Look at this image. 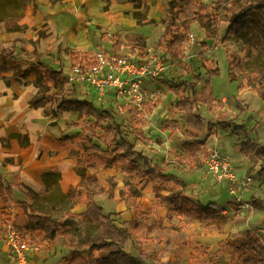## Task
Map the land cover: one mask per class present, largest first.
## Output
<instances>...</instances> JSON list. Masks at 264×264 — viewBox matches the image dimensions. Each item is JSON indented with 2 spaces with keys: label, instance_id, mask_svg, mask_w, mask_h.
Returning <instances> with one entry per match:
<instances>
[{
  "label": "crops",
  "instance_id": "obj_1",
  "mask_svg": "<svg viewBox=\"0 0 264 264\" xmlns=\"http://www.w3.org/2000/svg\"><path fill=\"white\" fill-rule=\"evenodd\" d=\"M83 1L62 0L56 5L53 0H33L28 4L26 16L22 21V27L25 30L16 33H7L1 30V34L6 33L12 38L20 37L21 40L24 38L33 39L37 31L42 28L46 29L45 35L58 44L57 49L61 46L64 52L70 50V52L77 53V58L75 60L70 58V66L63 69L64 74L68 76L69 68L74 63L97 53L123 56L140 54L138 50L133 51L126 45L125 38L136 35L144 40L147 39L152 27L164 26L160 22L164 19L168 9L163 7V0L159 3L162 10L157 5L153 6L149 4L148 0H144L147 9L150 7L151 12H153L152 15L143 17L139 14V10H136L134 17L122 19L120 14L114 17L108 13L110 2L113 0H88L86 9L81 8ZM119 6L122 5L118 3L116 10ZM120 10L115 13H120ZM119 21H121V26L126 25L131 32L123 36L120 28L117 27ZM105 34H108L107 37H111V39L106 40ZM2 36L4 37V35ZM119 38L124 40V45L117 50L116 44ZM27 49L34 50L30 49V46ZM124 49H127L126 54L122 53ZM7 77L12 79L13 74L9 73ZM35 80V74H31L27 80H22V84L12 81V85L9 87L4 82L0 83V174L5 178L6 183L13 186V199L15 201V203H11L0 196V264H13L8 245L4 239L3 223L7 219H13L20 229L27 231V216L18 205V202L25 200L22 186L41 191L45 187L43 176L53 173L61 175V187L64 192H69L81 183L79 169L85 170L86 178H97L99 181L103 192L96 195L95 199L97 204L104 209L105 214H112L119 228L131 230V239L123 244L125 251L135 256L140 255L143 251V257L147 264L243 263L240 258L241 254L235 250L236 247L234 246L245 245L249 234H255L259 237L264 234V208L259 205V202L256 203L252 200V195H257V186L253 187L252 184L246 191L241 190L238 193L240 200H252L254 203L252 209H240L235 205L237 197L231 196L227 189L216 187L218 183H215L206 172L203 158L210 149H219V132L221 130H218V126L212 130L208 139L202 141L203 145L196 150L197 158H193V154L184 148V144L188 141L183 130L187 119L181 126L177 122L179 124L177 130H175L174 122V129L168 126L170 130L166 129L160 136L151 135V126L162 124L157 115L160 111H168L166 103L159 100L164 95L157 96L154 100L155 95L153 93L155 89L163 88V85L169 86L163 82L164 79L161 81L163 85H158L157 81L150 80V78L146 79L144 83L146 103L153 100L155 102L153 107L149 108V111L151 109L152 111H148L150 123L142 130L145 139L147 137L149 141L151 140L149 147L156 146L155 143L158 138L163 140L162 144L166 146L162 150L167 154V157H164L162 161L154 162L149 153L139 152L136 149L135 152L143 153L152 164L160 166L165 174H172L180 178L185 186L178 192H182L197 203L200 202L204 205L216 203L218 205L216 212L221 219H199L194 214L182 217L175 216L172 213L173 206L162 204L155 198L153 184L148 178L142 179L134 174L123 173L122 168L91 167L85 160L86 150L83 143L86 138H92V133L87 131V124L84 119H79L77 112L57 110L56 104L41 108L31 107L30 101L39 92ZM52 90L54 93L58 92L55 84H53ZM171 90L178 97L175 108L180 112L177 105L181 91ZM246 92L242 91L241 97ZM60 97L79 100L87 98L97 106L103 105L110 109L119 118L128 122H135L134 114L140 111L133 106L116 101L114 95L98 100L83 85L79 84L69 86L68 91H65ZM224 97L226 96L218 98L225 105ZM241 97L240 99H242ZM128 107L131 111L126 109ZM213 123L216 124V122ZM172 132L175 137H172ZM97 133L101 134L100 130ZM14 135H19L23 139L13 138ZM24 138L29 140L27 146L23 145ZM227 140L230 141V139ZM94 142L100 144L96 138H94ZM140 143L137 142L135 145H140ZM102 147L104 146L102 145ZM182 147L184 151L181 150ZM174 149L175 152H179V155L188 154L185 167L191 165L193 170H199L194 178L197 181L196 185H193L187 174L185 175L183 171H180L183 165L173 162L180 160V157L174 158L172 156L173 160H171L169 153L165 152ZM74 151L79 152V155L72 156ZM220 151L228 154L223 145ZM238 151L244 154L241 144ZM245 161L242 160L238 167L236 166L237 163L232 161L236 173L241 178L247 176L246 173L241 174L242 170L239 169L240 165H247ZM138 164L143 169L146 168L141 161ZM129 176L136 177L139 183L142 182L140 188H137L139 184L131 186V188L127 186L125 180ZM114 183L116 184L115 187ZM219 185L226 188L222 184ZM225 202L227 204L223 205ZM86 209V202L83 200L75 206L72 213L80 215ZM130 224H133L132 228ZM27 239L39 245L43 250L41 256L35 258V264H66V260L70 258L71 249L67 239L63 236L58 237L55 243H51L44 240L42 232H27ZM64 251L66 254H63Z\"/></svg>",
  "mask_w": 264,
  "mask_h": 264
},
{
  "label": "trees",
  "instance_id": "obj_2",
  "mask_svg": "<svg viewBox=\"0 0 264 264\" xmlns=\"http://www.w3.org/2000/svg\"><path fill=\"white\" fill-rule=\"evenodd\" d=\"M27 7V0H0V30L7 33L21 31ZM206 9L204 0H172L164 19L160 22L165 26V32L158 42V47L162 48L171 60H184L192 24L198 22L205 30L208 39L217 38L221 15L224 12L227 22L226 39L235 38L247 49L244 58H239L227 50L231 66L248 77L249 86L260 98H264V0H219L215 6L217 14L211 17L205 14ZM125 41L133 51L138 50L142 58L148 55L143 38L132 35L127 36ZM123 45L124 40L119 38L116 44L117 50ZM63 53L64 50L59 46L55 57V62L58 64L62 61ZM69 56L75 60L77 53L70 52ZM56 65H50L35 57L32 67L24 68L14 53H8L0 45V83L4 82L9 87L12 81L22 84V80H27L31 74H35V85L39 92L30 101L31 107L41 108L56 104L57 110L77 112L79 119H84L87 131L92 133V138H86L83 143L86 150L84 157L91 167L122 168L123 173L134 174L142 179L148 178L153 184L155 198L162 204L173 206L172 213L175 216L194 214L207 219L216 216L218 208L216 203L203 206L186 197L182 192H178L185 186L180 178L165 174L160 166L152 164L143 153L135 152V143L143 142L145 134L134 121L128 122L119 118L115 112L103 105L97 106L87 98L79 100L60 97L68 91L69 84L62 66L56 67ZM201 69L205 70L207 80L199 90H197V82L184 81L180 84L176 80H163L174 90H179L182 86L179 90L181 93L177 108L187 117V123L183 127L188 137V141L184 144L185 150L193 154V158H197L195 152L203 145L201 136L206 133L210 135L218 125L221 129L234 128L243 131L244 154L264 153V147L250 138V132L244 126L227 122L221 117L217 119L216 124L205 122L201 112L202 107L208 110L222 108L224 102L215 96L211 82L214 77L220 76V68L212 61L206 60ZM9 73L13 74L12 79L7 77ZM233 78L235 79L234 76ZM53 84L58 88L56 93L52 90ZM237 105L240 106L239 102ZM151 111L152 109L149 112ZM174 126L175 130L179 129L177 122ZM98 130L101 134L97 133ZM13 138L23 139L19 135H14ZM94 138L101 145L95 143ZM24 140L23 145L27 146L29 140L27 138ZM134 153L144 164L145 169L130 158ZM78 155L79 152H72V156ZM78 173L81 183L69 192H64L61 187V175L53 173L43 176L45 187L41 191L22 186L25 200L18 202V205L27 216V232H42L44 240L51 243H55L60 236L65 237L71 249L66 264H147L143 251L135 256L123 248V244L131 239V230L119 228L112 214H105L104 209L97 204L95 197L103 192L97 178H86L83 169H79ZM0 196L6 201L15 203L13 186L6 183L1 174ZM83 200L86 202V211L74 215L73 209ZM259 205L264 208V204ZM132 225L130 224L131 228ZM240 247L241 251L252 252L255 256L245 260V264H264V236L253 238L249 234L245 245Z\"/></svg>",
  "mask_w": 264,
  "mask_h": 264
},
{
  "label": "rangeland",
  "instance_id": "obj_3",
  "mask_svg": "<svg viewBox=\"0 0 264 264\" xmlns=\"http://www.w3.org/2000/svg\"><path fill=\"white\" fill-rule=\"evenodd\" d=\"M33 0H27V3H31ZM62 0H53L54 4L58 5V2ZM151 5H157L159 9L162 10V6L159 3L161 0H148ZM172 1V0H171ZM219 0H204V3L207 5V9L205 14L207 16H216L217 12L215 6ZM88 0H84L81 8L86 9L88 7ZM120 3L117 10L121 9L120 13H115L117 4ZM169 0H163V7H169ZM156 9V8H154ZM136 10H139V14L143 17H147V15H152L150 7L147 9L144 0H113L110 2V7L108 9V13L110 16H117L120 14L121 18H131L136 14ZM117 27L120 28V32L125 36L126 33H130L131 30L126 26H121V21L117 23ZM192 32L189 38V42L186 44V58L182 61H173L170 57L164 52V50L158 47V42L160 37L163 35L165 26L156 25L152 27V31L147 35L146 45L148 55L145 57H153L155 63L162 64L166 69L163 72H159L158 77H150V80L157 81L158 85H163L161 83L162 79L176 80L178 82H197V90H199L207 80V75L205 70L201 69L206 60L212 61V63L220 68L221 74L220 76L214 77L212 79V84L215 89V95L219 98L222 96H226L224 107H216L212 110H208L206 107H202V116L205 119L206 123L209 122H217L218 118H222L227 122H234L237 125L244 126L249 130L250 138L256 143L260 144L264 147V98H260L255 91L249 86L248 80L249 78L243 76L242 73L238 69H233L230 63V58L227 53L229 50L232 54H235L239 58H244L247 54V49L242 42L235 38L226 39L227 33V22L225 13L222 12L220 29L217 38L208 39L205 35V30L200 26L198 22H195L191 26ZM24 31L25 28L22 27L21 31ZM45 30L42 28L40 31H37L35 37L33 39L24 38L21 40L20 37L12 38L6 33L1 34L0 30V45L6 49L8 53L14 52V55L20 60L22 66L24 68L30 69L32 65L35 63V57L41 58L46 63L50 65H59L62 66V69L68 68L70 65V50H66L63 53L62 61L58 64L54 62L55 53L57 50L58 44L55 43L49 36L45 35ZM4 35V37L2 36ZM108 34H105L107 37ZM110 40L111 37H107L106 40ZM34 49L30 51L28 48ZM46 50V51H45ZM109 51V50H107ZM127 49L122 50L123 54H126ZM232 74V75H231ZM235 77V79L233 78ZM182 89V86L179 90ZM159 92L158 94L156 92ZM247 91L246 94H242L241 92ZM175 93L171 90L170 87L163 85L161 89H155L153 95L154 100L156 97L160 95H164L159 99L161 102L166 103V107L168 111H160L157 115V118L161 120L162 124H155L151 126L152 131H150L151 135L160 136L162 132L166 131L168 128H173V123L178 122L181 124L186 122V115L182 112H178L176 107V103L178 101V97L174 95ZM240 97L242 99H240ZM151 101L149 103H144V107L142 111H137L134 114V118L136 119L135 125L142 129L145 128L150 122L148 121L149 108L153 107V103L155 101ZM239 102L240 106L237 105ZM174 120V121H173ZM218 126V125H217ZM220 134V142H219V150H222V145L224 146L225 152H227L234 163L238 164L242 160H246V166H239V169L242 170L241 174L246 173L245 177H252L254 180L253 187L257 186L258 190H256V196L252 195V200L255 202H259L264 204V153H250V154H242L238 151V148L244 141V133L243 131H237L234 128L231 129H220L218 127ZM227 131V132H226ZM178 136V135H177ZM176 136V137H177ZM172 137H175L172 132ZM208 133L201 136V141H205L208 139ZM227 139H230L227 140ZM151 141V140H150ZM149 139H146L139 144L135 145L136 151L149 153L152 157V161H162L164 157H167V154L164 153L165 144H162V139H157L155 145L149 147ZM105 148V147H103ZM181 148V147H179ZM163 149V150H162ZM178 150V149H177ZM180 150V149H179ZM184 151V148L182 149ZM169 153L170 159L180 157V160L173 161L174 163L181 164L183 167L180 171H183L185 175L192 180L193 185L197 184V181L194 180L196 175L199 173L198 169L193 170V167H185V161L188 158V154L184 153L183 155H179V152H175V149L172 151H165ZM138 153V152H137ZM177 156V157H176ZM130 158L136 162H140L136 153H134ZM176 160V159H175ZM200 169V168H199ZM198 172V173H197ZM204 176V175H203ZM207 176V175H206ZM244 177V178H245ZM127 186L131 188V186H137L140 188L142 182H138L136 177L129 176L125 180ZM116 184L114 183V187ZM216 187H220L225 189L223 186L216 184ZM246 191V189L244 190ZM253 192V191H251ZM243 201L244 204L248 203L250 208L252 209L253 201ZM199 204L204 205L203 203L198 202ZM225 202L223 205H226ZM205 204L204 206H206ZM212 219L220 220L221 217L217 215ZM143 218V216H142ZM199 219H203L199 217ZM264 230V229H263ZM253 238H260L257 235L250 234ZM234 247L236 251H239L241 254L240 258L243 260L242 264H245V260L251 257H255L252 252H244L240 250V246L235 245ZM243 254H242V253ZM63 254H66L64 251ZM87 254V253H86Z\"/></svg>",
  "mask_w": 264,
  "mask_h": 264
},
{
  "label": "built area",
  "instance_id": "obj_4",
  "mask_svg": "<svg viewBox=\"0 0 264 264\" xmlns=\"http://www.w3.org/2000/svg\"><path fill=\"white\" fill-rule=\"evenodd\" d=\"M153 60V57L142 58L140 54L123 56L97 53L69 68L68 84L83 85L98 100L114 95L116 101L141 111L147 98L144 89L146 79L158 77L159 72L166 69ZM203 160L209 177L215 183L224 185L231 196L237 197L235 205L240 209H250L249 204L240 200L238 193L251 187L253 178L239 177L231 156L219 149H210ZM2 230L13 264H35V258H39L43 250L27 239V231L20 229L13 219H7Z\"/></svg>",
  "mask_w": 264,
  "mask_h": 264
}]
</instances>
